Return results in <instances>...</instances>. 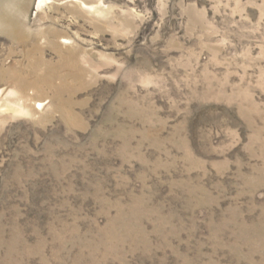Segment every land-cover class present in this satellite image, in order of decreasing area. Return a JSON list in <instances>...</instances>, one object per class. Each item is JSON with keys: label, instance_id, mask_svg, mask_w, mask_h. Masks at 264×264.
I'll list each match as a JSON object with an SVG mask.
<instances>
[{"label": "rangeland", "instance_id": "obj_1", "mask_svg": "<svg viewBox=\"0 0 264 264\" xmlns=\"http://www.w3.org/2000/svg\"><path fill=\"white\" fill-rule=\"evenodd\" d=\"M0 264H264V0H0Z\"/></svg>", "mask_w": 264, "mask_h": 264}, {"label": "bare ground", "instance_id": "obj_2", "mask_svg": "<svg viewBox=\"0 0 264 264\" xmlns=\"http://www.w3.org/2000/svg\"><path fill=\"white\" fill-rule=\"evenodd\" d=\"M42 2L45 1V0H41Z\"/></svg>", "mask_w": 264, "mask_h": 264}]
</instances>
